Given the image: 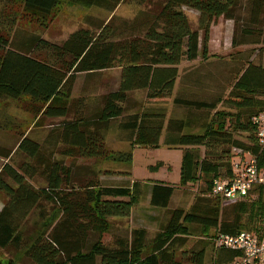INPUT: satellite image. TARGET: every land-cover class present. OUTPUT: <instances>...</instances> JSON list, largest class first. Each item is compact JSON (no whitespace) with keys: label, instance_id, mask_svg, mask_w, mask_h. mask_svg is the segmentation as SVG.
<instances>
[{"label":"trees","instance_id":"16d2710c","mask_svg":"<svg viewBox=\"0 0 264 264\" xmlns=\"http://www.w3.org/2000/svg\"><path fill=\"white\" fill-rule=\"evenodd\" d=\"M69 3L108 13L123 3L142 9L131 21L117 24L113 18L107 23L90 19V29H79L55 44L18 23L46 29L61 5L59 0L0 1V101L17 102L18 108L35 119H60L43 143L32 140L25 130L17 131L16 151L26 158L18 167L9 163L11 150L0 147V157L8 160L0 168V192L6 198L0 206V250L12 248L33 264H205L206 242L182 250L189 236L200 235L209 245L217 234L247 232L264 237L263 189L255 187L254 200L230 204H222L219 197L210 194L213 178L231 175L232 149L249 153L257 167L264 169V149L258 144L252 121L264 111L263 68L248 62L252 54L233 55L228 58L233 71L226 94L198 95L189 87L172 98L177 66L182 60L207 59L209 30L219 18L235 24L232 47H264V0ZM183 7L198 14L195 29ZM114 67L120 69L117 90L104 95L98 107L88 110L84 99L71 97L78 74L91 75ZM191 77L190 83L201 82L197 72ZM134 91H144L145 101L172 99L174 106L191 111L186 120L166 119L163 109L126 114L124 104ZM112 121H117L115 131L122 142L131 147H157L164 132V145L191 148L182 152L179 183L186 186L201 180L203 184L187 211L168 208L173 187L152 185L149 205L165 212L159 231L147 243L141 228L131 230L128 239L116 238L113 246L102 242L110 227L108 219L129 217L141 199L139 182L120 186L92 180L75 187L70 167L62 162L64 157L130 161V153L105 148L104 137ZM191 127L197 132H186ZM200 147L203 156L199 155ZM36 176L43 179V187L30 183ZM33 211H37V220L28 235L23 224ZM89 236L95 238L91 244ZM212 250L213 264H231L240 256L229 249ZM0 264L16 263L4 259Z\"/></svg>","mask_w":264,"mask_h":264},{"label":"rangeland","instance_id":"374dc122","mask_svg":"<svg viewBox=\"0 0 264 264\" xmlns=\"http://www.w3.org/2000/svg\"><path fill=\"white\" fill-rule=\"evenodd\" d=\"M1 1V0H0ZM60 6L56 8L52 14V21L46 29H41L34 24L19 22L22 28L28 32L39 35L42 39L51 43L60 44L68 38V36L79 29H90V19L94 21H101L107 23L110 19H114V23L120 21H131L136 14L142 9L134 4H119L112 13H108L96 7H82L75 4H70L69 0H59ZM1 7V5H0ZM186 14L188 21L193 29L197 26L198 14L187 8H182ZM219 20L216 21V23ZM223 26H219V31L213 34L210 46H220V41L225 39V31L229 32V25L223 19L220 21ZM214 23V24H216ZM211 28V27H210ZM199 41L201 43L202 33L199 32ZM210 34V32H209ZM209 40L207 46L209 45ZM209 47V46H208ZM217 50V49H216ZM264 49L262 50V52ZM261 52V51H258ZM260 55H257L255 63H260ZM120 69L114 67L109 70L94 73L91 75L78 74L74 80L71 97L73 99H84L85 107L92 110L98 107L101 103V98L111 91L117 90V81L119 79ZM199 80L205 81L208 75L205 71L198 73ZM144 91H134L128 94L126 103L124 104L126 114L141 112L143 109L158 110L163 109L166 119L180 118L186 120L187 113L191 110L183 107H176L172 104L171 99L159 101H145ZM17 102L12 100L0 101V147L11 150V158L9 163L18 167L19 164L26 159L22 154L16 151L18 143V132L25 130L26 134L37 143H43L46 135L60 119H35L29 113L24 112L18 108ZM38 120L39 125L35 124ZM113 126L109 129L104 137V144L107 151L130 153L131 160L124 162L108 161L96 158H78V157H64L62 162L65 166L70 167L73 174L71 183L75 187H83L88 181H99L105 185H123L130 186L132 182H139L142 188V196L139 202L132 207L131 214L127 218H110L109 230L102 235V242L107 246H113L116 238H130L131 230L144 229L146 232V243L151 241L154 235L159 231V225L164 219V209L153 208L149 205V194L153 184L160 183L173 187V194L171 196L168 208L182 209L187 211L195 197L199 195L203 189L201 180L193 184L181 186L179 183V163L182 152L179 148L168 147L160 143L157 147L141 146L131 147L129 144L123 143L118 136L116 130L117 121H112ZM186 132H197V128L191 127ZM164 133L161 137H164ZM165 138V137H164ZM60 149V147H57ZM199 155L203 156V148H197ZM49 150H52L50 148ZM56 150V149H54ZM183 151V150H182ZM57 156V154H55ZM58 159H61L60 157ZM3 161H8L0 157V166ZM106 171V173H105ZM110 173V174H109ZM30 183L38 188L44 186L42 178L36 176ZM71 186L69 187H72ZM249 197L254 200L257 197V192L249 193ZM6 198L0 192V206L5 202ZM46 210L51 211L47 206ZM37 220V211H33L31 216L23 224V230L26 234H31L34 229V221ZM93 236H89L88 243L94 241ZM200 235H192L187 239L186 245L182 248L183 251H188L194 247L197 242H206L205 246V264H213V241L209 245L208 241H203ZM212 246V247H210ZM212 248V249H211ZM180 250L177 251L176 256L179 260ZM11 259L16 264H33L26 259L20 252H15L12 248L0 250V260Z\"/></svg>","mask_w":264,"mask_h":264},{"label":"built area","instance_id":"2783aa9c","mask_svg":"<svg viewBox=\"0 0 264 264\" xmlns=\"http://www.w3.org/2000/svg\"><path fill=\"white\" fill-rule=\"evenodd\" d=\"M260 148L264 149V111L253 119ZM231 175L213 178L211 196L219 197L222 204H230L249 198L255 187L264 190V169H259L249 153L232 149ZM214 248L240 252L231 264H264V237L240 232L235 235L217 234L212 240Z\"/></svg>","mask_w":264,"mask_h":264},{"label":"crops","instance_id":"0c3cea01","mask_svg":"<svg viewBox=\"0 0 264 264\" xmlns=\"http://www.w3.org/2000/svg\"><path fill=\"white\" fill-rule=\"evenodd\" d=\"M222 19L223 18H219L218 19L219 22L217 23L215 22L216 24H213L209 30L210 41L208 45L209 47L207 46V51H208L207 59L202 60L200 57H197L196 60L191 62L182 60L181 63L177 66L178 76L175 82L172 98H174L177 92H184L189 87H192L193 90H195L194 92H197L196 94L198 95H201V93L202 94L207 93L209 94V96H215L220 93L226 94L230 90V83H231L230 78H232V71H233V67L232 65L229 64L228 58L233 55H242L248 57V55L252 54L251 57L248 59V62L249 63L252 62L255 65H260L264 70V51L262 52L264 47L262 48V46H258V45H242L238 47H232L231 41L235 31V24L232 20L223 19L225 22L229 23L226 25V27L228 25L230 27L229 32L225 31V39L220 41L221 43L220 46L224 48L219 49L217 47L216 50L215 47L210 46V44L213 43L212 35L216 34L219 31L218 27L220 25L223 26V24L220 22L222 21ZM239 31L240 30L238 27V32ZM257 55L261 56L260 63L258 64L255 63V60L257 59ZM201 71H205V73L208 75V78H206L207 80L198 82V84H196L195 82L190 83L189 80L192 79L191 75L193 76L194 73L196 72L199 73ZM118 81H117V85H118ZM220 107L221 104H218L217 108L219 109ZM160 143L162 144L164 143V137L160 138L159 144ZM168 147H173V146H168ZM177 148H179L181 152H183L186 149H191L187 147L185 148L177 147ZM6 162L7 161H3V164ZM1 167L2 165L0 166V168ZM179 169H180V165H179Z\"/></svg>","mask_w":264,"mask_h":264}]
</instances>
